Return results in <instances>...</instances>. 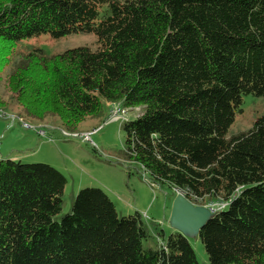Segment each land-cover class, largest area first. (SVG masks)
Returning <instances> with one entry per match:
<instances>
[{"label":"trees","instance_id":"obj_1","mask_svg":"<svg viewBox=\"0 0 264 264\" xmlns=\"http://www.w3.org/2000/svg\"><path fill=\"white\" fill-rule=\"evenodd\" d=\"M77 33L96 49L12 60L22 41ZM0 89L22 115L65 126L103 104L141 108L123 123L127 160L216 207L197 237L209 264H264V117L227 137L242 97H264V0H0ZM65 183L46 164L0 160V264H198L178 232L146 246L141 215L119 216L97 188L58 219Z\"/></svg>","mask_w":264,"mask_h":264},{"label":"rangeland","instance_id":"obj_2","mask_svg":"<svg viewBox=\"0 0 264 264\" xmlns=\"http://www.w3.org/2000/svg\"><path fill=\"white\" fill-rule=\"evenodd\" d=\"M97 45L94 33L71 34L56 40L41 35L20 42L12 60L17 62L32 49H40L51 57L78 47L95 50ZM5 95L3 92L2 98L8 105H0V160L46 164L64 176L67 183L58 219L71 211L79 190L97 188L109 197L119 216L139 213L153 239L159 230L165 236L174 232L168 221L176 191L152 184L149 174L139 164L129 162L124 154L123 123L134 120L141 108L126 109L125 120L113 121L112 110L103 104L100 114L65 126L56 117L38 122L22 115ZM260 117H264V97L243 96L241 113H236L227 137L246 132ZM153 239L145 245L153 247ZM189 243L198 264H209L200 240L189 239Z\"/></svg>","mask_w":264,"mask_h":264},{"label":"water","instance_id":"obj_3","mask_svg":"<svg viewBox=\"0 0 264 264\" xmlns=\"http://www.w3.org/2000/svg\"><path fill=\"white\" fill-rule=\"evenodd\" d=\"M215 212L205 206L190 203L176 190L169 216V227L187 239L197 238L200 230L211 220Z\"/></svg>","mask_w":264,"mask_h":264},{"label":"built area","instance_id":"obj_4","mask_svg":"<svg viewBox=\"0 0 264 264\" xmlns=\"http://www.w3.org/2000/svg\"><path fill=\"white\" fill-rule=\"evenodd\" d=\"M112 110L111 112V120L116 121V120H125V115H126V109H122L119 104H111L108 106ZM224 206V205H223ZM206 208L212 210L213 212H216V207L215 206H205Z\"/></svg>","mask_w":264,"mask_h":264}]
</instances>
